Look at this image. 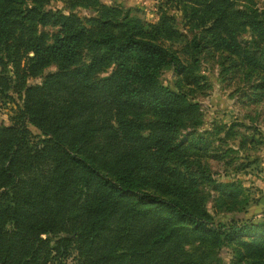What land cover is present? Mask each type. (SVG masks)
<instances>
[{
    "label": "trees",
    "instance_id": "1",
    "mask_svg": "<svg viewBox=\"0 0 264 264\" xmlns=\"http://www.w3.org/2000/svg\"><path fill=\"white\" fill-rule=\"evenodd\" d=\"M49 1L0 0V98L20 101L0 122V264H210L223 242L263 264L264 222L214 221L197 196L178 132L199 106L159 75L197 83L201 35L230 44L263 29L264 0H173L180 14L147 23L101 0ZM181 40L190 64L165 44Z\"/></svg>",
    "mask_w": 264,
    "mask_h": 264
},
{
    "label": "rangeland",
    "instance_id": "2",
    "mask_svg": "<svg viewBox=\"0 0 264 264\" xmlns=\"http://www.w3.org/2000/svg\"><path fill=\"white\" fill-rule=\"evenodd\" d=\"M101 1L129 9L131 15L145 23L155 22L162 9L180 14L173 0ZM46 7L62 8V2L50 0ZM261 9L258 8L257 17L263 29H241L230 44H216L209 35H201V47L195 50L193 62L197 83L179 81L172 66L164 67L159 75L162 85L184 91L198 103L199 122L194 126L185 122L178 135L192 144L186 170L196 178L197 196L203 198L214 221L233 216L242 217L240 222H264V12H259ZM74 11L79 15L89 13L80 8ZM43 29L51 33L54 27L47 25ZM185 43V40L165 42L184 63L190 64V48ZM56 66V62H50L43 73L55 70ZM109 69H99L97 76L106 74ZM40 80V76L29 79L30 82ZM19 103L16 95L0 98V122H9ZM29 127L41 136L38 129ZM231 129L238 136L230 134ZM241 135L246 137L243 148L238 141ZM251 136L253 140L249 139ZM229 183H233L234 189ZM230 191H234L233 197L228 195ZM200 244L194 240L192 245L206 248ZM242 250L237 243L223 242L207 250L205 260L210 264H257L250 258L239 257ZM67 264H74V260H67Z\"/></svg>",
    "mask_w": 264,
    "mask_h": 264
}]
</instances>
